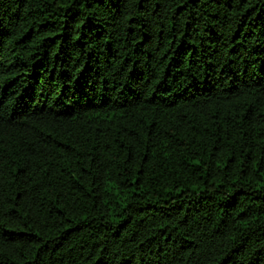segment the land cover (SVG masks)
<instances>
[{
	"label": "trees",
	"instance_id": "1",
	"mask_svg": "<svg viewBox=\"0 0 264 264\" xmlns=\"http://www.w3.org/2000/svg\"><path fill=\"white\" fill-rule=\"evenodd\" d=\"M0 264H264V0H0Z\"/></svg>",
	"mask_w": 264,
	"mask_h": 264
}]
</instances>
